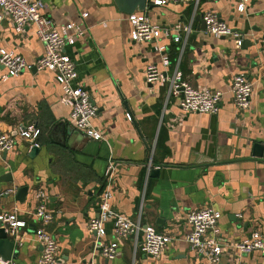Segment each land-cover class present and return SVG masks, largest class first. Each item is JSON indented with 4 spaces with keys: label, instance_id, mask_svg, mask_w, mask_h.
<instances>
[{
    "label": "crops",
    "instance_id": "obj_1",
    "mask_svg": "<svg viewBox=\"0 0 264 264\" xmlns=\"http://www.w3.org/2000/svg\"><path fill=\"white\" fill-rule=\"evenodd\" d=\"M42 1L58 29L73 24L66 31L75 32L73 42L63 50L75 62L77 82L96 109L92 124L103 139L72 127L70 106L61 100L51 72L31 68L2 79L0 66V133L17 142L0 152V214L15 213L25 223L8 232L15 252L9 260L0 252V264H37L42 247L34 236L40 225L34 209L40 202L53 214L47 229L58 245L55 264H195L202 257L186 241V215L204 206L221 213L219 264H264V254H240L230 246L253 231L264 236V157L252 156L253 143L264 144V0H250L243 12L235 9L237 0H199L196 7L155 6L147 0L143 12L153 24L191 26L184 43L164 36L134 41L128 13L113 0ZM207 10L218 13L233 34H206L202 15ZM1 48L28 62L43 54L33 27L16 31L7 16L0 22ZM150 63L164 81H145ZM176 71L194 87L223 93L215 113H181L178 98L169 94ZM238 73L252 82L248 109H238L229 92ZM30 124L40 129L35 151L18 136ZM105 161L115 167L109 188L113 211L171 237L159 256L142 253L141 232L137 243L124 238L118 253L105 258L100 243L115 239L112 222L102 223L103 236L87 231L106 189L103 184L98 192Z\"/></svg>",
    "mask_w": 264,
    "mask_h": 264
},
{
    "label": "built area",
    "instance_id": "obj_2",
    "mask_svg": "<svg viewBox=\"0 0 264 264\" xmlns=\"http://www.w3.org/2000/svg\"><path fill=\"white\" fill-rule=\"evenodd\" d=\"M249 1L237 0L235 9L238 12H243ZM170 2L191 3L196 7L199 0H152V4L155 6ZM44 6L42 0H0V22L4 16H7L16 31H22L26 26H32L36 37L43 45V54L35 62H28L23 56L1 48L0 66L5 69L1 78L6 79L10 76L19 75L33 67L38 71L51 72L62 89L61 100L70 106L69 122L72 127L92 139H103L102 133L92 124L96 109L90 101L88 92L77 82L75 62L63 50L67 43L73 42L75 32L73 34L66 33L67 30L73 28V24L68 23L58 29L52 19L43 12ZM202 19L205 25L204 32L208 35L219 37L233 34L228 23L221 19L215 11H205ZM128 21L131 26L130 36L138 42H156L164 36L171 38L174 42L184 43L192 31L190 25L181 23H176L171 28L153 24L145 12L128 14ZM76 32L79 31L76 29ZM181 33H184V38ZM235 41L237 46L242 44V40L238 37ZM159 50H162V46H159ZM181 53L182 48L179 55ZM166 62L167 60L164 59L163 63ZM262 75L264 78V68ZM144 76L145 81L149 83L162 82L165 79L157 66L152 63L146 66ZM229 92L238 109L249 108L253 86L244 74L238 73L232 77ZM169 94L178 98L181 113L186 115L188 113H215L223 93L208 87H194L181 80L180 73L176 71L170 83ZM127 117L129 118L128 114ZM38 134L39 128L32 124L18 131V136L29 141L31 146H38L36 142ZM16 144L15 137L0 133V152L11 150ZM114 171V164L109 162L103 181L106 189L101 193L98 202L99 214L97 217L89 219L86 225L87 231L103 236L102 223L108 220L112 222L115 239L100 243V253L105 258H113L118 253V242L124 238L132 236L137 243L141 232L140 250L142 253L151 257L159 256L162 249L171 241V237L157 232L152 226H142L138 220L132 221L111 208V191L109 188ZM34 210V216L40 221V225L34 231V236L37 243L42 247L37 264H55L58 245L55 236L47 229L53 214L42 202L38 203ZM220 218L221 213L210 206L191 209L187 212L186 221L189 231L186 235V241L190 248L202 257V260L195 264H219L224 251V246L217 238ZM24 224V221L17 219L15 213L0 214V227L10 229L11 233ZM230 246L240 254H250L254 251L264 254V236L258 231H253L248 237L231 243Z\"/></svg>",
    "mask_w": 264,
    "mask_h": 264
},
{
    "label": "water",
    "instance_id": "obj_3",
    "mask_svg": "<svg viewBox=\"0 0 264 264\" xmlns=\"http://www.w3.org/2000/svg\"><path fill=\"white\" fill-rule=\"evenodd\" d=\"M114 3L117 5L118 9L125 12V13H133V12H143L145 11L147 7V0H113ZM204 23V22H203ZM204 25V24H203ZM205 28V25H204ZM33 69H36L33 67ZM59 125H56V128H59ZM63 127V125H62ZM61 127V128H62ZM32 151L38 150V146H32ZM252 156L255 157H264V144L260 142L253 143L252 146ZM106 165L104 167V172L100 177H103L105 174V170L107 168V161ZM151 173H157V169H152ZM103 186V183L100 185L99 191L101 190ZM25 188V187H24ZM23 189L22 191H24ZM100 197L97 198V201L99 202ZM10 229H6V227H0V252L2 254V258L9 260L13 256L14 251V241L8 239V232H10Z\"/></svg>",
    "mask_w": 264,
    "mask_h": 264
},
{
    "label": "trees",
    "instance_id": "obj_4",
    "mask_svg": "<svg viewBox=\"0 0 264 264\" xmlns=\"http://www.w3.org/2000/svg\"><path fill=\"white\" fill-rule=\"evenodd\" d=\"M39 133H40V129H39ZM39 135V134H38Z\"/></svg>",
    "mask_w": 264,
    "mask_h": 264
}]
</instances>
